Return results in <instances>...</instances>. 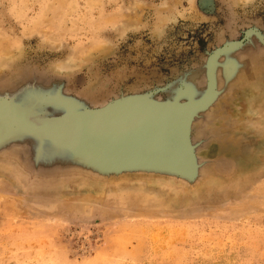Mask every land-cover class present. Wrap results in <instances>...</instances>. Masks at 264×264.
<instances>
[{
	"label": "rangeland",
	"instance_id": "374dc122",
	"mask_svg": "<svg viewBox=\"0 0 264 264\" xmlns=\"http://www.w3.org/2000/svg\"><path fill=\"white\" fill-rule=\"evenodd\" d=\"M122 112L171 154L42 127ZM0 264H264V0H0Z\"/></svg>",
	"mask_w": 264,
	"mask_h": 264
},
{
	"label": "water",
	"instance_id": "95a60500",
	"mask_svg": "<svg viewBox=\"0 0 264 264\" xmlns=\"http://www.w3.org/2000/svg\"><path fill=\"white\" fill-rule=\"evenodd\" d=\"M171 120L159 112H122L115 116L59 121L42 127L52 136L71 140L89 155L168 156L172 147L168 144L167 126Z\"/></svg>",
	"mask_w": 264,
	"mask_h": 264
},
{
	"label": "bare ground",
	"instance_id": "6f19581e",
	"mask_svg": "<svg viewBox=\"0 0 264 264\" xmlns=\"http://www.w3.org/2000/svg\"><path fill=\"white\" fill-rule=\"evenodd\" d=\"M132 110V109H131ZM143 111V110H142ZM147 111V110H146ZM149 111V110H148Z\"/></svg>",
	"mask_w": 264,
	"mask_h": 264
}]
</instances>
